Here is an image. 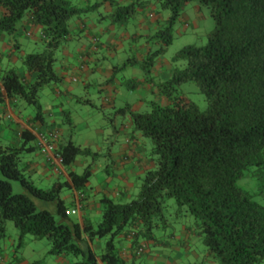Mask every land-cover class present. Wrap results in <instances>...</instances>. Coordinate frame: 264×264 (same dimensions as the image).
I'll return each mask as SVG.
<instances>
[{"label":"trees","instance_id":"trees-1","mask_svg":"<svg viewBox=\"0 0 264 264\" xmlns=\"http://www.w3.org/2000/svg\"><path fill=\"white\" fill-rule=\"evenodd\" d=\"M113 16L125 25L134 15L135 0L121 5L110 0ZM162 11H169L174 24L193 2L208 5L214 28L205 45H188L177 52L173 61H185L171 78L158 83L169 99L163 105L149 103L144 112L130 106L117 108L110 117L131 114L134 131L152 142L156 166L148 170L140 191L130 201L101 198L103 218L97 225L84 226L67 214L59 192L63 183L45 190L27 178L24 157L39 145L29 129L21 131L18 145L4 144L0 138V235L7 221L19 230L20 244L27 235L47 239L50 253L67 254L73 264H128L120 255L119 242L130 238L134 255L150 242L168 241L179 223H192L196 234L208 249L206 264H264V204L239 185L246 171L264 187V0H156ZM101 2L80 7L73 0H0L5 12L0 14V35L13 33L29 14L34 24L44 28V48L27 54L23 64L35 80L26 83L15 68L0 78V103L3 88L10 98H20L35 109L43 120L40 91L60 82L56 72V51L80 31H71L74 18L98 11ZM170 29V28H169ZM164 44L173 34L164 31ZM161 36V35H160ZM165 47L150 54L144 62H130L145 70L150 68ZM195 83L207 100L206 109L190 101L182 86ZM138 86L137 80L129 82ZM114 125V124H113ZM64 166L78 156L96 158L99 153L73 141L55 145ZM88 165L82 174L71 172L76 188L84 187L91 177ZM12 181L25 192L15 193ZM34 197L55 201L56 212L39 210ZM177 204L172 212L170 200ZM178 214V215H177ZM183 216L184 218H175ZM192 217V219H191ZM105 239L98 255L88 238ZM35 264V263H33Z\"/></svg>","mask_w":264,"mask_h":264},{"label":"crops","instance_id":"crops-1","mask_svg":"<svg viewBox=\"0 0 264 264\" xmlns=\"http://www.w3.org/2000/svg\"><path fill=\"white\" fill-rule=\"evenodd\" d=\"M80 7L101 2L98 11L74 18L71 31H80L56 51V72L60 82L48 85L41 92L44 119L35 118L30 108L20 98H10L3 88L0 103V138L4 144L18 145L21 131L31 130L36 136L38 149L24 157L27 178L41 189H51L63 183L59 195L67 211L83 226L97 225L103 218L101 198L130 201L140 191L148 170L156 166L150 139L134 131L131 114L109 117L117 108L130 106L133 112H144L149 103L169 104V99L158 88V83L168 81L175 69L169 59L156 58L150 68V78L145 70L130 62H144L153 51L150 45L151 30L160 31L169 12L159 13L160 3L147 0L137 4V10L125 25L113 16L110 0H73ZM128 5L135 0H117ZM145 8L149 11L145 12ZM153 8L154 10H151ZM6 10L0 5V14ZM182 18H186L185 12ZM44 48V28L34 24L26 14L11 34L0 35V78L5 71L15 68L26 83L35 76L27 71L23 58ZM158 50V49H157ZM156 51V50H155ZM179 65L178 67H180ZM137 80L138 86L129 82ZM73 141L82 147L98 152L96 158L78 156L64 166L55 151V145ZM53 145V150L43 146ZM91 166V177L81 189L76 188L71 172L82 174ZM39 210L55 213V201L34 197ZM87 238L88 236L85 235ZM27 245L17 249L16 239L7 236L0 240V264H73L75 259L67 254L38 256V247ZM90 247L99 255L104 239L88 238ZM140 255H134L130 238L119 242L120 255L128 264H206L211 258L207 247L196 234L192 223H179L175 235L168 241L143 244Z\"/></svg>","mask_w":264,"mask_h":264},{"label":"rangeland","instance_id":"rangeland-1","mask_svg":"<svg viewBox=\"0 0 264 264\" xmlns=\"http://www.w3.org/2000/svg\"><path fill=\"white\" fill-rule=\"evenodd\" d=\"M137 10V8H136ZM151 10H154L151 8ZM149 11V8H145V12ZM159 13L169 12V11H162L160 7L157 10H154ZM186 18H182L180 16L178 20L171 24L168 19L166 18L165 21L162 22V26L160 31H153L151 30L150 34V45L153 46V51L165 47L164 51L161 53L160 57L169 59L175 66L180 67L184 66L185 61H173V58L177 52H179L183 47L188 45H197L202 46L205 45L208 41V35L214 28V19L212 17L211 8L208 5L200 4L199 2H193L186 6L185 10ZM182 12V13H183ZM170 13V12H169ZM182 15V14H181ZM170 28V29H169ZM172 31L173 38L172 42L168 45L164 44V31L166 30ZM161 35V36H160ZM176 68V67H175ZM47 86H45L42 90H44ZM183 90L185 91V96L190 100L198 104L201 109H206L207 107V100L205 95L200 91L199 87L195 83H185L182 86ZM39 93V101L41 103L40 97L41 92ZM30 108H34L32 105H28ZM42 106V104H41ZM114 116V115H113ZM112 116V117H113ZM110 121V117H109ZM106 126H110L111 129H115V127L108 123ZM150 143L152 144L151 140ZM90 148V147H89ZM0 178L4 179L5 177L0 173ZM13 190L15 193L25 192L26 188H24L18 181H12ZM239 185L242 187L250 190L253 194L255 199L264 204V187L261 184V181L257 180L256 177L250 175V170L246 171L245 176L239 180ZM170 204L172 205L171 210L172 212L177 211V204L173 199L170 200ZM178 215V214H177ZM175 218L180 219L184 218L183 216H177ZM192 219V217H191ZM10 236L11 238L16 239L17 249L20 247H24L31 240L32 247H38V256L43 257L48 255V250L50 249L51 245L47 239H39L32 235H27L24 238V242L20 244V236L19 230L15 226L13 221H7L6 223V231L4 235H0V240H4L5 237ZM105 240V239H104ZM37 264L36 262H32L31 264Z\"/></svg>","mask_w":264,"mask_h":264},{"label":"built area","instance_id":"built-area-1","mask_svg":"<svg viewBox=\"0 0 264 264\" xmlns=\"http://www.w3.org/2000/svg\"><path fill=\"white\" fill-rule=\"evenodd\" d=\"M43 148L45 149V150H53L54 149V147H53V145H47V144H45L44 146H43ZM61 158V157H60ZM61 161H62V159H61ZM76 211L75 210H70V211H67V214L68 215H70V214H73V213H75ZM144 250V247L143 248H140L139 250H138V254H140V253H142V251Z\"/></svg>","mask_w":264,"mask_h":264}]
</instances>
